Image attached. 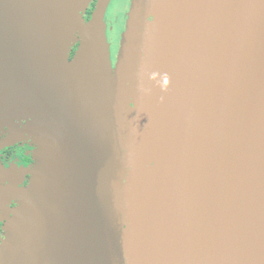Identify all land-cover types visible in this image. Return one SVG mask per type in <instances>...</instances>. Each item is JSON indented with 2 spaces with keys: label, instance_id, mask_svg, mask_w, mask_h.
<instances>
[{
  "label": "water",
  "instance_id": "water-1",
  "mask_svg": "<svg viewBox=\"0 0 264 264\" xmlns=\"http://www.w3.org/2000/svg\"><path fill=\"white\" fill-rule=\"evenodd\" d=\"M110 2L0 0V264H264V0Z\"/></svg>",
  "mask_w": 264,
  "mask_h": 264
},
{
  "label": "flooded vegetation",
  "instance_id": "flooded-vegetation-1",
  "mask_svg": "<svg viewBox=\"0 0 264 264\" xmlns=\"http://www.w3.org/2000/svg\"><path fill=\"white\" fill-rule=\"evenodd\" d=\"M126 1L127 6L129 7V0ZM92 6H94V4H91V7ZM126 14L127 12L125 9V17ZM107 31L111 32V34L114 32L112 25L109 24ZM74 51L75 48L72 50L71 55H73ZM7 137L8 133L5 128L4 133L0 135V143L7 139ZM34 151L35 146L30 140L18 141L0 148V172L1 170H7L12 173V176L8 180L3 181L2 187L8 186L10 182H16L18 188H24L27 186L29 176H20V171L31 168L34 164H36V161L33 158ZM16 207L17 204L15 201H9L8 203L2 205L0 204V239L4 236L5 224L7 219L11 217L10 212Z\"/></svg>",
  "mask_w": 264,
  "mask_h": 264
},
{
  "label": "rangeland",
  "instance_id": "rangeland-1",
  "mask_svg": "<svg viewBox=\"0 0 264 264\" xmlns=\"http://www.w3.org/2000/svg\"><path fill=\"white\" fill-rule=\"evenodd\" d=\"M90 8H91V5L89 9ZM89 9H87L86 11V16H85L86 21L90 17ZM125 9H126V12L128 13L129 7L127 6L126 0H111L107 8L106 14H105V22H106L107 27L109 26V24L112 25V28L114 31L112 34L109 31L106 32L112 65L115 63V58L120 48L121 36L125 29V24L127 20V14H126V17L124 15Z\"/></svg>",
  "mask_w": 264,
  "mask_h": 264
},
{
  "label": "trees",
  "instance_id": "trees-1",
  "mask_svg": "<svg viewBox=\"0 0 264 264\" xmlns=\"http://www.w3.org/2000/svg\"><path fill=\"white\" fill-rule=\"evenodd\" d=\"M93 8H94V6H92V7L90 8V11H89L90 13H91V11L93 10ZM90 13H89V14H90Z\"/></svg>",
  "mask_w": 264,
  "mask_h": 264
},
{
  "label": "clouds",
  "instance_id": "clouds-1",
  "mask_svg": "<svg viewBox=\"0 0 264 264\" xmlns=\"http://www.w3.org/2000/svg\"><path fill=\"white\" fill-rule=\"evenodd\" d=\"M165 83H166V81H165Z\"/></svg>",
  "mask_w": 264,
  "mask_h": 264
}]
</instances>
